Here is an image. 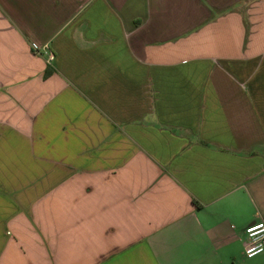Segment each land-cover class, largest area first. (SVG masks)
Wrapping results in <instances>:
<instances>
[{
  "label": "crops",
  "instance_id": "0c3cea01",
  "mask_svg": "<svg viewBox=\"0 0 264 264\" xmlns=\"http://www.w3.org/2000/svg\"><path fill=\"white\" fill-rule=\"evenodd\" d=\"M253 221L264 0H0V264H264Z\"/></svg>",
  "mask_w": 264,
  "mask_h": 264
},
{
  "label": "built area",
  "instance_id": "2783aa9c",
  "mask_svg": "<svg viewBox=\"0 0 264 264\" xmlns=\"http://www.w3.org/2000/svg\"><path fill=\"white\" fill-rule=\"evenodd\" d=\"M53 56L49 55V59ZM243 252L246 257L264 253V221H253L244 228Z\"/></svg>",
  "mask_w": 264,
  "mask_h": 264
},
{
  "label": "trees",
  "instance_id": "16d2710c",
  "mask_svg": "<svg viewBox=\"0 0 264 264\" xmlns=\"http://www.w3.org/2000/svg\"><path fill=\"white\" fill-rule=\"evenodd\" d=\"M52 72L51 68H49L48 66L45 68L44 72H43V77H47L50 73Z\"/></svg>",
  "mask_w": 264,
  "mask_h": 264
}]
</instances>
